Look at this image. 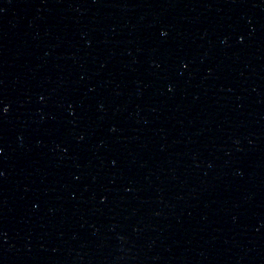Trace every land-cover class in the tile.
Returning a JSON list of instances; mask_svg holds the SVG:
<instances>
[{"label":"water","instance_id":"water-1","mask_svg":"<svg viewBox=\"0 0 264 264\" xmlns=\"http://www.w3.org/2000/svg\"><path fill=\"white\" fill-rule=\"evenodd\" d=\"M211 0H0V264H210Z\"/></svg>","mask_w":264,"mask_h":264}]
</instances>
